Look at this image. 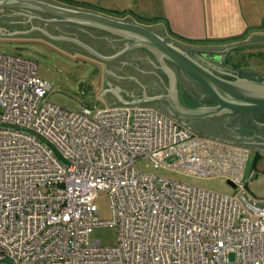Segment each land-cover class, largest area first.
<instances>
[{
    "label": "built area",
    "instance_id": "obj_1",
    "mask_svg": "<svg viewBox=\"0 0 264 264\" xmlns=\"http://www.w3.org/2000/svg\"><path fill=\"white\" fill-rule=\"evenodd\" d=\"M37 63L0 53V264H264V214L141 171L148 160L246 193L249 149L195 135L152 106L71 110ZM112 218L98 217V192ZM116 228V243L92 234Z\"/></svg>",
    "mask_w": 264,
    "mask_h": 264
},
{
    "label": "water",
    "instance_id": "obj_2",
    "mask_svg": "<svg viewBox=\"0 0 264 264\" xmlns=\"http://www.w3.org/2000/svg\"><path fill=\"white\" fill-rule=\"evenodd\" d=\"M0 10H4L0 12V36L42 37L70 53L74 51L81 53L78 48L72 46L75 43L102 62H111L134 48H142L153 53L161 63V67L170 74L171 86L167 91L156 95V93H152L149 84V86H145L139 81L142 78H147L149 73L152 74L148 70H137L141 74L138 77L135 70H121L114 65L104 66V91L99 96L106 99L109 107L149 105L186 128L188 124L180 121L179 118L199 122L228 113L264 114V78L255 71L247 68L241 69L253 72L260 79L236 77V80H229L220 77L204 67L189 53L192 50L199 54L202 49L183 47L175 41L167 39L164 35H159L154 30L131 20H117L98 13L56 5L44 0H0ZM20 11L35 12L36 15L26 18ZM43 15H46L47 18H43ZM44 22L64 23L82 29H90L96 33V38L98 37V40L94 39L95 41L91 42L95 46L105 43L110 52L95 50L77 37L71 36L73 31L70 28L61 27L68 33L63 35L54 30L56 29L54 28L55 25L47 27ZM125 41H129L130 44L112 55L120 43ZM248 45H264V42L235 45L224 50ZM207 51L213 52L214 50ZM109 54L110 56H107ZM165 60L173 63L185 75L200 85L212 98L214 104L200 108L184 105L176 91L174 74L166 65ZM120 78L133 80L135 84H140L142 89L139 86L122 87L116 82ZM163 103L166 104L164 105L167 107V111L162 108ZM193 132L198 134L195 130ZM227 184L232 188L235 187L230 181H227ZM238 198L252 214H264V203H255L252 206V201H247L244 194L239 195Z\"/></svg>",
    "mask_w": 264,
    "mask_h": 264
},
{
    "label": "rangeland",
    "instance_id": "obj_3",
    "mask_svg": "<svg viewBox=\"0 0 264 264\" xmlns=\"http://www.w3.org/2000/svg\"><path fill=\"white\" fill-rule=\"evenodd\" d=\"M58 5H81L79 0H49ZM79 1V2H77ZM3 12V11H2ZM0 53H9L31 59L37 63L38 76L50 85L47 101L58 107L80 110L88 107L93 111L106 108V99L99 96L104 87L102 65L84 58L79 52L70 53L42 37L0 36ZM235 65L251 69L264 78V55L238 53ZM245 171L246 193L254 200L264 201V157L249 150ZM143 172L154 173L216 193L238 198V190L227 184L222 176L197 177L168 168H155L148 160L136 163ZM98 217L102 221L112 218L111 202L107 192L100 191L95 200ZM94 239L103 246L116 243V228L101 227L94 230Z\"/></svg>",
    "mask_w": 264,
    "mask_h": 264
},
{
    "label": "crops",
    "instance_id": "obj_4",
    "mask_svg": "<svg viewBox=\"0 0 264 264\" xmlns=\"http://www.w3.org/2000/svg\"><path fill=\"white\" fill-rule=\"evenodd\" d=\"M79 1L82 6H61L94 12L117 20H131L183 47L227 52L234 65L238 62L236 57L240 52L242 55H264V45L224 50L235 45L264 42V0ZM102 67L100 72L104 73V66ZM234 68L242 69L236 65ZM101 89L104 91V87ZM106 108H109L108 103Z\"/></svg>",
    "mask_w": 264,
    "mask_h": 264
},
{
    "label": "flooded vegetation",
    "instance_id": "obj_5",
    "mask_svg": "<svg viewBox=\"0 0 264 264\" xmlns=\"http://www.w3.org/2000/svg\"><path fill=\"white\" fill-rule=\"evenodd\" d=\"M21 13H23L22 15L26 18H29V16L36 15L35 12L28 11H23ZM42 17L47 18L46 15H43ZM45 24L47 27L55 25L54 28L56 29L54 30L58 33H62L63 35H67L68 33L62 30L61 27H65L67 29L70 28L73 31L70 34L71 36L73 35L74 37H77L82 42H84L95 50H102L105 53L110 52V50L106 47L108 45H106L105 43H103V45H101L100 43V46H95L94 43L91 42L98 40V37L96 38V33L90 29H82L64 23ZM127 44H130V42L125 41L120 43V45L116 48L115 52H113L112 55L125 48ZM72 46L78 48V50L81 51V53L79 54H81L84 58L98 62L102 66L110 67V65H114L120 68L121 70H135V74L138 77H140L141 74L137 70L141 69L148 70V72H152V74L149 73L150 75H148L147 78H142L139 81L145 86L149 84L150 86H148L151 88L152 93H156V95L165 93L167 89L171 86L170 74L167 73L161 67V63L158 61L157 57L147 50H144L142 48H134L132 50L127 51L124 55L112 60L111 62H102L95 58L92 54L88 53V51H86L82 47L76 45L75 43H73ZM189 53L194 59L204 65V67L208 68L216 75H219L220 77H223L225 79H260L258 75L254 74L251 71H244L238 68L235 69V65L231 62L232 60L228 58L226 52H209L202 50V52L198 54L197 52L190 50ZM107 56H110V54ZM165 63L174 74L177 89L176 91L184 105L190 107L196 106L200 108L203 106H211L214 104L212 98L200 85H198L187 75H185L173 63L167 60H165ZM116 82L122 87L128 88L139 86L141 88L140 84H135L133 80H130L128 78H120L117 79ZM164 104L165 103H163L162 108L167 111V107L165 106L166 104ZM179 120L186 122L188 124L187 128L192 131H197L198 134L201 136H205L207 138H212L230 144L244 146L249 150L253 151L255 154L264 157V114L228 113L210 117V119L199 122H193V120L183 118H179Z\"/></svg>",
    "mask_w": 264,
    "mask_h": 264
}]
</instances>
